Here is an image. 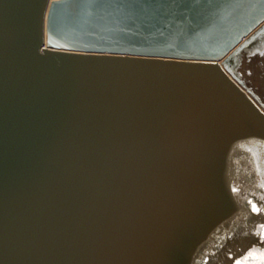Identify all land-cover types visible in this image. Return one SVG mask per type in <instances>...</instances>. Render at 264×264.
I'll return each mask as SVG.
<instances>
[{
    "label": "water",
    "instance_id": "obj_1",
    "mask_svg": "<svg viewBox=\"0 0 264 264\" xmlns=\"http://www.w3.org/2000/svg\"><path fill=\"white\" fill-rule=\"evenodd\" d=\"M237 262L264 264V0H0V264Z\"/></svg>",
    "mask_w": 264,
    "mask_h": 264
},
{
    "label": "snow or ice",
    "instance_id": "obj_2",
    "mask_svg": "<svg viewBox=\"0 0 264 264\" xmlns=\"http://www.w3.org/2000/svg\"><path fill=\"white\" fill-rule=\"evenodd\" d=\"M233 191H235V189H233ZM255 207V206H254ZM237 264H239V262H237Z\"/></svg>",
    "mask_w": 264,
    "mask_h": 264
}]
</instances>
